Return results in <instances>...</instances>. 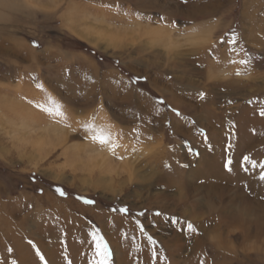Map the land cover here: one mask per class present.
Here are the masks:
<instances>
[{
    "label": "rangeland",
    "instance_id": "obj_1",
    "mask_svg": "<svg viewBox=\"0 0 264 264\" xmlns=\"http://www.w3.org/2000/svg\"><path fill=\"white\" fill-rule=\"evenodd\" d=\"M1 87L0 264H264V0H0Z\"/></svg>",
    "mask_w": 264,
    "mask_h": 264
},
{
    "label": "bare ground",
    "instance_id": "obj_2",
    "mask_svg": "<svg viewBox=\"0 0 264 264\" xmlns=\"http://www.w3.org/2000/svg\"><path fill=\"white\" fill-rule=\"evenodd\" d=\"M6 5V7H9L10 8V5L9 4H3L2 6H5ZM10 9H12V8H10ZM19 48H22V47H19ZM14 51V50H13ZM14 54V53H13ZM13 54H11V55H13ZM17 55V54H16ZM18 56V55H17ZM8 68H12V66L11 65H9V67ZM13 69V68H12ZM1 90H4V87H1L0 88V91ZM3 98V100L4 99H6V100H4L5 101V103L3 104V105H0V111L1 110H6L7 111V109L8 108H10L11 110L12 109H18V110H20L21 108H23V107H26L27 105H25V104H23V103H18V102H15V101H11V100H9V98L7 99V98H5V97H2ZM1 99V98H0ZM7 103V104H6ZM23 106V107H22ZM29 106V105H28ZM38 108V107H37ZM8 111H9V109H8ZM14 113V112H13ZM36 117L34 116V119H35ZM34 120L33 119V117L32 116H28V118H27V120L29 121V120ZM197 120V119H196ZM189 123V122H188ZM88 124V123H87ZM195 124V123H194ZM191 125V124H190ZM193 126V125H192ZM203 126V125H202ZM90 127V126H89ZM88 127V128H89ZM92 128V127H91ZM187 128V127H186ZM208 129V128H207ZM85 130V129H84ZM93 130H94V128H93ZM188 129H184L182 132H185V131H187ZM206 130V129H205ZM94 131H96V130H94ZM188 131H193L192 129H190L189 128V130ZM190 132V133H191ZM93 133V132H92ZM97 133V132H96ZM196 133V132H195ZM243 133V132H242ZM193 134V132L191 133V135ZM188 135V134H187ZM239 135V134H238ZM240 136V135H239ZM249 136V135H248ZM62 137H65V136H63L62 135ZM242 137V136H241ZM192 138V137H191ZM194 138V137H193ZM24 148V147H23ZM25 149V148H24ZM237 149H238V147H237ZM31 154H33L34 153V151H31L30 152ZM239 153V152H238ZM214 161H211V163H212V165H213V167H215V168H217L218 167V164L219 163H217V159H213ZM214 163V164H213ZM244 164V163H243ZM211 165V166H212ZM229 165V164H228ZM211 166H207V171H211V169H212V167ZM221 167H224V166H222L221 165ZM226 169V168H225ZM224 169V170H225ZM214 177V176H213ZM250 177H252V175L251 176H249V175H245L244 173H242L241 171H239V172H235L234 174L232 173H228V174H226V175H224L222 178L220 177V182H223V183H227L228 185H232V186H238L239 188H241V186L242 185H244L245 187V190L246 189H249V187H250ZM216 181H218V179H216ZM215 181V183H217ZM261 181V180H260ZM262 181H263V179H262ZM206 184H204V185H202L201 187H198V189H201V190H203V188H204V190L206 189ZM251 189V188H250ZM209 191H210V189H209ZM254 191H256V190H254L253 188L250 190V192H254ZM246 192V191H245ZM260 192V191H259ZM214 195V194H213ZM249 197V196H248ZM242 200H247L246 198H245V196L243 197V199ZM207 202H206V206H207V208H213L214 206L211 204L212 202H211V200H210V197L206 200ZM232 200H230V202H231ZM232 204V203H231ZM233 206V205H232ZM225 209V208H224ZM251 209V208H250ZM231 210H233V209H231ZM239 210V209H238ZM248 212V211H247ZM247 212H245V211H243L242 213H235V212H232V211H226V213L224 214V218L225 219H227V222H229V223H235V222H238L239 224H241V225H243L242 226V232L244 231V230H246L245 231V233H242L239 237L242 239V240H246V239H248V237H249V235H252L251 234V232H248L249 230L247 229V227H245L244 225H247V224H250V220H249V217L247 216L249 213H247ZM251 214V213H250ZM256 233H254V236H259V234H261V232H262V230L264 231V226L262 227V226H257L256 228ZM246 232H248L247 234H246ZM250 238V237H249ZM203 239V238H202ZM241 240V241H242ZM111 245H112V243H111ZM110 245V246H111ZM196 247H195V249H196V252H195V255H198V254H200V252H198V250H199V243H197L196 242ZM112 247H113V245H112ZM115 253V252H114ZM124 264V263H123ZM189 264H194V262H193V260H191V262L189 261Z\"/></svg>",
    "mask_w": 264,
    "mask_h": 264
},
{
    "label": "snow or ice",
    "instance_id": "obj_3",
    "mask_svg": "<svg viewBox=\"0 0 264 264\" xmlns=\"http://www.w3.org/2000/svg\"><path fill=\"white\" fill-rule=\"evenodd\" d=\"M35 44V41L33 42ZM231 43H235V39H233L231 41ZM234 62V61H233ZM239 63L241 64H247L249 63L248 60H240ZM203 93H201V98H203ZM261 115H264V110H261ZM87 127V125H86ZM94 140H98L101 144H109L110 150H114L116 147H118V145H116L115 143H110V139L111 137L108 135H98V136H94L93 137ZM247 159V157L245 158ZM262 168H264V165H261ZM261 179H264V172H262L261 174ZM61 195H64V193L61 191ZM123 211H126V209H124ZM188 229L191 231H195L193 225L191 223L188 224ZM152 243H155V241L152 240L151 237L148 238ZM101 247L100 244H97V249L99 250ZM98 254L102 257V261L103 264H107V261L110 259V251L108 250L107 246L105 245L103 247V251L102 252H98ZM43 259V257H41ZM13 264H15V262H13Z\"/></svg>",
    "mask_w": 264,
    "mask_h": 264
}]
</instances>
